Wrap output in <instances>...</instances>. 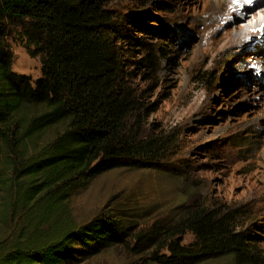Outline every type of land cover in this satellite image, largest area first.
Here are the masks:
<instances>
[{
    "label": "trees",
    "instance_id": "obj_1",
    "mask_svg": "<svg viewBox=\"0 0 264 264\" xmlns=\"http://www.w3.org/2000/svg\"><path fill=\"white\" fill-rule=\"evenodd\" d=\"M117 1L0 0V264H79L119 246L139 253L147 241L157 250L141 264H254L244 236L211 215L145 231L105 215L81 226L67 217L69 199L93 180L149 169L164 148L145 129L152 87L135 84L154 72L152 49L128 36L140 18L113 9ZM5 23L38 59L37 79L12 71Z\"/></svg>",
    "mask_w": 264,
    "mask_h": 264
},
{
    "label": "rangeland",
    "instance_id": "obj_2",
    "mask_svg": "<svg viewBox=\"0 0 264 264\" xmlns=\"http://www.w3.org/2000/svg\"><path fill=\"white\" fill-rule=\"evenodd\" d=\"M111 7L138 15L137 33L129 28L128 36L151 46L154 72L135 84L152 87L145 129L164 148H156L149 169L93 180L69 199L67 217L81 226L105 215L145 231L154 223L211 215L244 236L254 264H264V74L257 67L264 44L254 39L221 47L214 27L205 28L213 18L206 0H118ZM5 30L12 71L37 79L40 63L26 54L18 27L5 23ZM181 239L187 244L193 237ZM157 246L147 241L139 253L114 247L79 264L146 263ZM202 264L234 263L220 257Z\"/></svg>",
    "mask_w": 264,
    "mask_h": 264
},
{
    "label": "bare ground",
    "instance_id": "obj_3",
    "mask_svg": "<svg viewBox=\"0 0 264 264\" xmlns=\"http://www.w3.org/2000/svg\"><path fill=\"white\" fill-rule=\"evenodd\" d=\"M206 1L204 10H208L213 18L205 28L214 27L212 34L221 47L232 48L254 39L264 44V0ZM257 67L264 74V62L257 60ZM260 145L264 152V141Z\"/></svg>",
    "mask_w": 264,
    "mask_h": 264
}]
</instances>
